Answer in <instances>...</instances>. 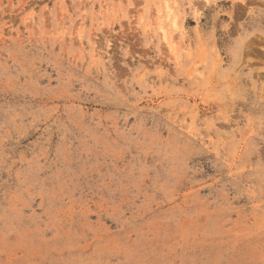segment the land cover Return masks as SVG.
<instances>
[{
    "label": "rangeland",
    "instance_id": "1",
    "mask_svg": "<svg viewBox=\"0 0 264 264\" xmlns=\"http://www.w3.org/2000/svg\"><path fill=\"white\" fill-rule=\"evenodd\" d=\"M0 264H264V0H0Z\"/></svg>",
    "mask_w": 264,
    "mask_h": 264
}]
</instances>
